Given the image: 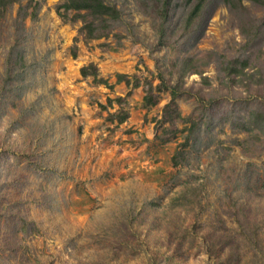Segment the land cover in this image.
I'll return each instance as SVG.
<instances>
[{"label":"rangeland","instance_id":"obj_1","mask_svg":"<svg viewBox=\"0 0 264 264\" xmlns=\"http://www.w3.org/2000/svg\"><path fill=\"white\" fill-rule=\"evenodd\" d=\"M67 1L0 0V264H264V0Z\"/></svg>","mask_w":264,"mask_h":264},{"label":"trees","instance_id":"obj_2","mask_svg":"<svg viewBox=\"0 0 264 264\" xmlns=\"http://www.w3.org/2000/svg\"><path fill=\"white\" fill-rule=\"evenodd\" d=\"M228 1L229 0H224V2ZM255 3H259V0H256ZM68 4L70 8L73 7V9L77 11H85V13L79 14L82 17L83 23L81 30L86 32V34L91 38L103 35L102 33H104V31L107 32L104 25V18H109V16H111V19L115 20L119 16L118 11L114 7L106 9L105 7L107 6L102 2V0H72L70 3L67 1V6ZM98 30L99 34L95 35V32ZM82 72L83 74L85 73L84 70H82ZM176 115L179 114L176 113Z\"/></svg>","mask_w":264,"mask_h":264}]
</instances>
